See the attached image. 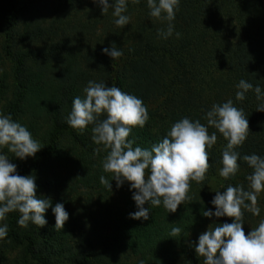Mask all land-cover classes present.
Masks as SVG:
<instances>
[{"label":"trees","instance_id":"1","mask_svg":"<svg viewBox=\"0 0 264 264\" xmlns=\"http://www.w3.org/2000/svg\"><path fill=\"white\" fill-rule=\"evenodd\" d=\"M5 1L2 50L13 64V98L6 99L7 87L0 79V113L26 126L32 135L41 121L51 124L39 153L23 161L13 155L17 172L37 178L43 164L59 156L61 141L68 136L72 145L66 160L77 163L85 189H90L92 195L90 205L83 204L73 212L63 229H55V221L43 228L31 222L21 227L17 224L21 214L8 213L3 221L8 232L0 238V253L10 244L22 247L23 264H204V257L194 250L199 235L233 219L202 215L204 210H215L210 203L215 193L211 195L209 190L223 191L228 185L251 190L247 177L253 169L242 159L238 160L240 167L235 176L225 179L219 175L221 154L227 144L222 134L208 127L209 135L216 132L217 141L209 150L210 167L205 180L190 181L189 199L174 213L161 205L150 208L147 221L134 220L129 218V213L137 210L132 199L134 190H129L127 182L117 189L112 174L103 170L102 162L110 149L102 145L100 154L87 141L85 136L92 133L93 124L81 132L70 127L66 118L73 98H84L89 81L119 87L142 99L145 106L160 101L162 110L147 109L149 120L145 126L134 127L128 137L135 140L134 147L150 149L178 120L188 117L207 125L204 116L212 105L231 99L244 110L249 122L247 139L235 150L241 157H264V112L256 111L260 101L254 91H249L243 101L235 99V86L241 79L264 90V0H180L172 22L174 33L168 39L157 34L166 29L167 21L149 16L147 0L138 4L128 0L127 12L135 10L139 19L133 35L128 34L127 25L121 28L113 18L108 19V13L92 15L90 11L82 15L77 9L83 0H52L47 11L57 17V27L36 24L33 30L21 34L17 20L33 4ZM72 11L79 18H73L76 14ZM66 13L72 21H61ZM101 23L103 32L98 34ZM175 32L181 34L179 38ZM32 43H46L47 47L28 50L27 45ZM112 44L123 52L115 60L101 51ZM52 58L57 66L53 77L27 68L29 60ZM116 60L122 64L117 72L113 69ZM104 118V114L99 117ZM145 173L147 178L148 170ZM102 175L111 180V191L101 184ZM36 184L37 195L47 198L43 192L49 191L51 183ZM242 211L245 231L247 223L255 221L250 211ZM173 227H180L182 232L170 237Z\"/></svg>","mask_w":264,"mask_h":264},{"label":"clouds","instance_id":"2","mask_svg":"<svg viewBox=\"0 0 264 264\" xmlns=\"http://www.w3.org/2000/svg\"><path fill=\"white\" fill-rule=\"evenodd\" d=\"M101 8L102 15L112 9L116 17L114 23L123 28L130 23L126 15L128 0H92ZM139 3L140 0H132ZM180 0H147L149 16L167 21L166 29L158 30L162 39H168L174 33L176 12ZM177 38L179 32H175ZM102 54L112 60L123 55L122 50L113 44L105 47ZM235 99L243 101L249 91H254L260 101L256 111L264 112V90L259 85L241 79L235 86ZM85 96H76L72 100V110L66 118L67 124L83 132L93 124L91 139L97 145L110 149L102 162L104 172L111 173V180L116 181L119 189L125 182L132 191V199L137 210L129 213V218L147 221L150 208L163 207L174 213L188 197L190 181L202 183L210 167L209 150L217 141V134L209 135L208 127H214L227 140L222 151V167L219 175L229 179L236 175L240 165L238 160L247 162L253 169L247 177L251 190L243 185H228L223 191H215L210 201L214 211L204 210L207 218H233L231 223H218L215 228H208L201 233L194 244L195 253L204 257V264H264V220L247 235L243 228V211L253 215L260 214L257 197L264 191V157L257 154L240 156L235 150L247 139L249 133L248 118L242 108H237L233 100L222 104H213L204 119L191 120L184 117L171 125L165 136L151 146H135V140L128 139L132 129L143 128L149 120V114L142 99L123 92L119 87L107 86L104 82L89 81L84 88ZM104 114L106 118L99 119ZM7 147L8 152L21 161L34 157L41 150L26 126L16 122L10 115L0 113V149ZM99 151V149H97ZM0 151V221L7 214L18 211L21 215L17 224L27 227L29 222L43 228L47 224L46 211L51 208L55 216V229H63L69 219V213L63 203L52 206L49 198L37 195L36 178L33 175H20L17 165ZM145 170H148L147 178ZM105 176L100 177L101 184L111 191L112 185ZM43 197V198H41ZM148 204L149 207H145ZM7 224H0V238L7 235ZM182 232L180 227H173L170 237ZM143 264V261H141Z\"/></svg>","mask_w":264,"mask_h":264},{"label":"rangeland","instance_id":"3","mask_svg":"<svg viewBox=\"0 0 264 264\" xmlns=\"http://www.w3.org/2000/svg\"><path fill=\"white\" fill-rule=\"evenodd\" d=\"M27 2L28 4L26 6H29L33 4V7L30 8V10L23 12L18 20H17V28L21 32V34H24L25 30H33L35 28V25L38 24L39 26L43 28H51V27H57L58 19L55 17V15L51 14L47 11V7H51L53 4L52 0H25L24 3ZM5 0H0V79L4 81L5 86L7 87L8 96L7 98L12 99L13 90L11 88V85L13 83V64L6 59V57L3 54L2 45L4 44L3 40V32L1 29L5 27L4 17H5ZM81 5L78 7L77 10H82V15H86L91 11L90 14L92 15H99L101 12V8L98 11H95L99 8L97 4H94L92 0H83ZM32 6V5H31ZM71 13L76 14L73 18H79L76 11H72ZM108 19L112 18L115 20L116 17L112 15V9H109L107 12ZM63 16L61 21L67 22V19L72 21L71 16L67 15ZM102 15V14H101ZM126 15L130 16V23L127 25L128 34L133 35L135 32L137 23H138V14L135 10H130V12H127ZM106 24H108V21H104ZM110 24V23H109ZM103 28L102 23L98 25V34H102ZM47 47L46 43L44 44H38V43H32L27 45L28 50H45ZM54 58L50 60L45 59H39V60H29L27 62V68L30 72L36 73V72H44V74L49 75L48 78L51 76H54L55 68L57 67L53 60ZM121 61L116 60L114 62V71L117 72L121 69ZM98 76V74H97ZM96 76V79L99 80V78ZM97 80V81H98ZM96 82V80H95ZM5 99V100H6ZM3 104V101L0 102V107ZM148 110L151 111H157L160 112L163 108L160 101H154V103L149 104L146 106ZM34 134L32 135L35 140H37L40 143L41 148H43L44 140L47 137V134L51 128V124L49 122L41 121L40 123L35 125ZM82 134V133H81ZM93 133H88L85 138L88 142H90L92 145L97 147L100 151V154H102V144L97 145L93 142L91 139ZM83 138V141L86 140ZM72 142L68 138V136H64L63 140L61 141V147L59 149V156L47 161L43 164L41 171H39V174L37 175V178L35 182L46 184H49V191L43 192L47 198L51 199L52 206L54 207L56 203L60 202L63 203L65 206V210L67 212H70L69 216L73 212H77L83 204L90 205L89 204V198L92 195V192L90 189H85L86 183L82 181V175L78 172L80 168L77 166V163H73L71 160L70 162H67L66 158L69 155V150L71 149ZM6 150L4 152L2 149L3 154L7 155L9 159H11L10 162L13 163V153L8 152L7 147L5 146L3 148ZM38 151L37 153H39ZM73 157V156H72ZM74 158V157H73ZM101 161H99V164ZM39 176V177H38ZM40 181V182H39ZM215 189L209 190L211 195L215 193ZM200 195V193H199ZM201 195H204L203 193ZM200 195V196H201ZM207 195V194H206ZM257 207L260 208V214L253 215V221H249L247 225L245 226V234H248L252 229H255L258 227L259 223L264 220V191H261L258 194L257 197ZM94 209V208H93ZM97 212L100 211V209L97 208ZM45 218L47 222H54L55 216L52 213L51 208H49L45 213ZM2 224L4 222L2 221ZM24 254H23V248L22 247H14L10 244L8 249H4L2 253H0V264H23Z\"/></svg>","mask_w":264,"mask_h":264}]
</instances>
